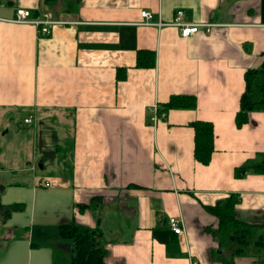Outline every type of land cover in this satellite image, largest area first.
<instances>
[{"label": "crops", "instance_id": "obj_1", "mask_svg": "<svg viewBox=\"0 0 264 264\" xmlns=\"http://www.w3.org/2000/svg\"><path fill=\"white\" fill-rule=\"evenodd\" d=\"M19 9L56 24L41 35L15 22ZM142 11L152 13L149 24ZM178 11L183 23L215 27L183 38L173 24ZM141 51L154 53V67L137 66ZM263 66L264 0H0V146L19 113L33 134L30 165L0 167L1 203L19 205L0 237L12 226L23 233L15 238L26 242L22 256L49 245L53 256L65 248L71 259L59 227L74 222L101 228L106 264H228L212 233L218 219L206 208L237 194L238 219L264 224V174L236 176L264 159V112L236 125L246 73ZM175 95L195 96L197 107L165 110L155 124L152 107ZM197 121L214 127L209 165L194 156ZM28 208L31 225L16 223ZM171 218L182 220L183 235ZM7 252L5 264H18L17 249ZM233 264H264V249Z\"/></svg>", "mask_w": 264, "mask_h": 264}, {"label": "trees", "instance_id": "obj_2", "mask_svg": "<svg viewBox=\"0 0 264 264\" xmlns=\"http://www.w3.org/2000/svg\"><path fill=\"white\" fill-rule=\"evenodd\" d=\"M139 68H150L155 66V55L152 52H139L137 56ZM126 78V70H118V79ZM246 90L241 97L240 111L236 116V125L243 127L250 120L253 112H264V66L262 70L248 71L245 76ZM262 79V80H261ZM165 110L173 109H195L197 99L195 96L175 95L164 104ZM195 130L196 161L203 165H209L215 152V132L212 123L197 121L192 124ZM244 172L264 174V159L236 170V176L241 177ZM3 186L0 185V214L4 219L9 217L19 205L6 207L1 203ZM241 197L237 194L229 196L225 201L209 206L206 210L214 215L219 222L216 230L212 231L219 242V252L228 254V264H233L237 256L249 253L253 245L257 254L264 249V224L252 225L238 219L236 215L237 206ZM60 236L72 243L71 264H106L108 256L107 241L101 228H89L77 223H65L59 227Z\"/></svg>", "mask_w": 264, "mask_h": 264}, {"label": "rangeland", "instance_id": "obj_3", "mask_svg": "<svg viewBox=\"0 0 264 264\" xmlns=\"http://www.w3.org/2000/svg\"><path fill=\"white\" fill-rule=\"evenodd\" d=\"M262 80V79H261ZM18 114V113H17ZM20 114V113H19ZM18 114V119L17 121H14V125L12 126L13 132L10 133V136L3 139V144L0 146V153L4 152V155H0V167L5 166L6 168L9 169H21L25 168L26 166H29L30 163L32 162V159H29V141L31 138H33L32 130L31 128H28L23 124V115L20 116ZM39 174H43L44 176L46 175L47 172H42L40 169L38 170ZM26 175H31V173H26ZM11 178V176H6ZM26 176L24 174H18V176L15 177L16 180H23ZM14 179V177L12 178ZM47 189V188H43ZM25 195V193H24ZM23 196V195H22ZM43 197L38 198V204H37V219L42 217L43 214V208L41 206V200ZM25 200H30V208H31V203H33L31 200L28 199L26 196L23 198ZM30 208L25 209L26 212H21L19 214V218L15 219L16 223H20L22 225H27L30 226L31 222L28 220L30 213ZM55 208V207H54ZM55 209L53 211H49V217L48 219H53ZM4 217L0 214V226L3 225ZM23 233H16L14 235L13 233V228L10 226L6 232V235L4 237H0V264H5V261H3L4 258L9 257V253L7 250L9 248H16L18 252V264H71V259L68 255V251L64 248L58 256H53L50 246H41L40 251L37 252L35 251L34 254L32 255V258L28 255V253L24 256H22V253L27 252L26 248L24 249V245L26 246V242L17 240L15 241V238H18L22 236ZM14 235V236H13ZM16 236V237H15ZM5 242L6 243L5 245ZM22 242L24 244L22 245ZM25 250V251H24ZM23 251V252H22ZM249 253L253 255H257V250L254 248L252 245L249 248ZM41 254V257L39 255Z\"/></svg>", "mask_w": 264, "mask_h": 264}, {"label": "built area", "instance_id": "obj_4", "mask_svg": "<svg viewBox=\"0 0 264 264\" xmlns=\"http://www.w3.org/2000/svg\"><path fill=\"white\" fill-rule=\"evenodd\" d=\"M141 17L146 20V23L149 24V21L153 19L152 13L149 11H142ZM184 18L183 11H178L176 13L175 19H174V25L180 28L181 36L183 38H188L192 34H195L200 31L202 28L206 33H210L212 27H215L213 24H203V25H190L182 22V19ZM16 23L21 24H32L35 25L39 29V33L41 35H48L50 33V27L53 24H56L55 21L51 19V16L49 14H43L42 17L33 18L32 13L29 10L25 9H19L16 14ZM151 111L153 112V118L155 124L159 122L161 119H165L167 117V113L165 109L159 105L156 104L152 107ZM34 116H30L29 118L25 119L26 124H31L34 120ZM40 184L42 186H48L49 182L46 179H42L40 181ZM170 228L176 235H183L185 233L184 225L181 219L171 218L170 219Z\"/></svg>", "mask_w": 264, "mask_h": 264}]
</instances>
